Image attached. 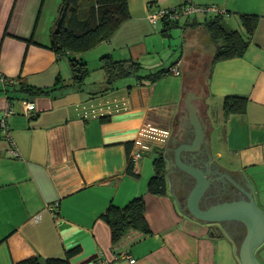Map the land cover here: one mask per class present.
Masks as SVG:
<instances>
[{"label":"crops","instance_id":"0c3cea01","mask_svg":"<svg viewBox=\"0 0 264 264\" xmlns=\"http://www.w3.org/2000/svg\"><path fill=\"white\" fill-rule=\"evenodd\" d=\"M60 1L0 0V119L7 128L0 132V264L36 254L64 256L74 246L70 264H242L245 224L240 221L237 235L231 223L239 219L219 224L197 217L190 193L201 173L206 182L197 200L200 209L222 214L251 196L264 215L255 201L264 199V0H127L128 16L109 38L79 52L88 64L98 66L104 54L132 57L147 67L166 63L169 58L159 52L169 46L168 38L160 32L161 20L153 25L148 14L183 1L213 8L182 22L217 13L224 26L244 34L240 14L255 13L258 19L243 54L215 61L208 78V71L196 69L208 60V70L214 53L207 29L200 23L178 25L191 50L170 60L169 71L155 80L121 78L113 89L98 93L92 92L103 84V72L85 80L82 90L56 84L49 93L29 97L35 113L26 115L25 94L13 86L51 87L57 77H70L67 54L50 46ZM86 4L79 8L81 17ZM202 29L212 43L205 53L192 39ZM174 65L179 73L172 71ZM203 82L206 94L199 89ZM227 94L245 95L244 110L224 116ZM214 101L222 114L217 127L207 118ZM147 120L168 131L157 147L166 160L163 194L147 190L143 171V155L156 147L147 146L135 162L137 176L126 172L132 141ZM217 181L226 195L216 192ZM208 190L214 196L205 200ZM138 193L149 231L129 228L112 243L101 213L110 202L121 206Z\"/></svg>","mask_w":264,"mask_h":264},{"label":"trees","instance_id":"16d2710c","mask_svg":"<svg viewBox=\"0 0 264 264\" xmlns=\"http://www.w3.org/2000/svg\"><path fill=\"white\" fill-rule=\"evenodd\" d=\"M82 0H61L57 14L53 20L50 30V46L58 53H66L70 66V77L68 80L57 77L51 87L36 86L18 82L13 86L14 91L22 92L26 98L35 95L49 93L58 87L69 85L82 90L85 78L89 73L88 63L82 59L79 52L91 47L102 39H107L115 28L128 16L127 0H85L86 8L83 17L79 15ZM185 1L181 2L184 3ZM179 5V4H178ZM180 21L168 16L161 17L160 32L163 36H171V28L178 25H193L200 23L208 31L209 36L215 44L214 53L209 61V68L202 72L212 70L215 61L221 58L240 56L245 51L251 40L255 29L258 15L255 13H241L240 20L244 28V34L235 28H228L221 22L219 14L204 19ZM98 68L103 72V84L92 93L104 92L115 87L118 79L130 77L137 83L153 81L162 73L168 72L166 66L147 67L138 59L114 58L110 54H104L99 58ZM206 74H203L205 78ZM205 82L200 84V90L206 94ZM10 97V96H8ZM246 96L240 94H227L222 98L223 115L230 112L243 111ZM157 154L152 159L154 172L147 179V190L154 194L166 192L165 166L166 160L162 148H154ZM130 151V150H129ZM126 172L137 176L133 170L134 163L129 157ZM145 202L142 194H135L125 204L118 206L110 202L101 213L103 219L109 224L111 241L117 242L129 228L149 231V226L144 215ZM78 250V246L71 247L65 251L64 256H41L32 255L12 264H70V256Z\"/></svg>","mask_w":264,"mask_h":264},{"label":"water","instance_id":"95a60500","mask_svg":"<svg viewBox=\"0 0 264 264\" xmlns=\"http://www.w3.org/2000/svg\"><path fill=\"white\" fill-rule=\"evenodd\" d=\"M197 181L191 190V211L199 218L208 221H216L220 224L222 219H239L246 226L240 245V259L242 264H261L255 256L256 248L264 240V215L256 206L254 199L250 196L248 202L242 205H233L222 214L211 215L198 207L197 200L205 189V179L202 174H197Z\"/></svg>","mask_w":264,"mask_h":264},{"label":"built area","instance_id":"2783aa9c","mask_svg":"<svg viewBox=\"0 0 264 264\" xmlns=\"http://www.w3.org/2000/svg\"><path fill=\"white\" fill-rule=\"evenodd\" d=\"M205 8H213V7H205L203 5H199L196 3H193L191 1H185L184 3H181L179 5H174L170 7H161L157 10L151 11L148 14L149 20L152 22L153 25L156 24L158 20H161L162 16H168L173 19H180L185 18L191 15L192 13L198 12V11H204ZM172 71L174 73H179V68L177 65H174L172 68ZM3 81L6 80V78L1 77ZM35 105L34 101L25 98L22 101V111L26 115H32L35 113ZM12 109L10 106L7 107L6 112H11ZM165 113V112H163ZM0 132L7 133V128L5 126L4 118L2 117L0 119ZM168 131L165 129H162L160 125L152 123L151 121H144L140 128L138 129L137 134L135 135L132 146L129 151V157L135 164L137 160L141 157L143 154L144 149L147 146L152 147H159L162 144V140H164L167 137ZM129 262H133L134 258L128 257Z\"/></svg>","mask_w":264,"mask_h":264},{"label":"rangeland","instance_id":"374dc122","mask_svg":"<svg viewBox=\"0 0 264 264\" xmlns=\"http://www.w3.org/2000/svg\"><path fill=\"white\" fill-rule=\"evenodd\" d=\"M84 2L85 0H82L80 5H83ZM204 33L205 31L202 29L198 31L196 37H192V39L196 41L198 50L202 49L203 52L205 53L211 50L212 43L210 42L208 38L204 37ZM166 42L169 44V46L160 47L159 56H162L164 59L165 58L166 59L169 58V59L166 63L164 62L163 64H160L159 66H166L167 63L170 62V60L178 56H183L186 52H189V50H191L190 44H189L190 41L187 40V43H184L182 40L181 28H176V27L171 28V36L168 39H166ZM171 51H173V54L171 55V57H169ZM207 62L208 60H203L202 64H198L196 66V69L202 71L203 67L207 66L206 64ZM88 65H89V73L87 74L85 80L93 81V79H96L99 75H101V71H100V68H98L97 64L95 63L93 65L92 64H88ZM183 65H184V62H182L181 66ZM124 79L130 80L131 78L130 77L122 78V80ZM219 105L220 103H217L214 101L213 103H211L207 111V118L212 123V125L215 127L219 125V123L221 122V117H222ZM156 154L157 152L155 150H151L150 152H146L143 155L142 159L146 161V167H144L143 171L145 172V174H148L147 175L148 177L154 172L153 165H152V159ZM255 201H257V204H259L264 209V204H263L264 199H255ZM255 256L260 261L261 264H264V240L256 248Z\"/></svg>","mask_w":264,"mask_h":264},{"label":"flooded vegetation","instance_id":"af4514ba","mask_svg":"<svg viewBox=\"0 0 264 264\" xmlns=\"http://www.w3.org/2000/svg\"><path fill=\"white\" fill-rule=\"evenodd\" d=\"M220 181V180H219ZM217 187H216V192H217V190H218V195L220 196V194H221V196H224V195H226V189H225V187L223 186V184L221 183V182H218L217 181ZM214 195H213V192H212V190H208L207 191V194H205V197L203 198V199H205V200H207V199H211L212 197H213ZM233 223H231V226H233V228H236V229H238V232H237V235H239L238 233H240L239 231H240V228L242 227V224L240 223V221H232ZM225 225V224H224ZM229 225H230V222H229Z\"/></svg>","mask_w":264,"mask_h":264}]
</instances>
